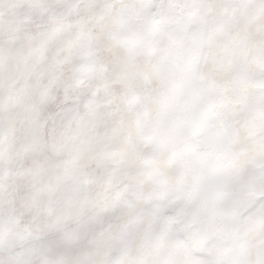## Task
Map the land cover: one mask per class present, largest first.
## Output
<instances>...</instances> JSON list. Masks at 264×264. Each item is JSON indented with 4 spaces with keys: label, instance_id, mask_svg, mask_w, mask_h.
<instances>
[{
    "label": "snow or ice",
    "instance_id": "1",
    "mask_svg": "<svg viewBox=\"0 0 264 264\" xmlns=\"http://www.w3.org/2000/svg\"><path fill=\"white\" fill-rule=\"evenodd\" d=\"M0 264H264V0H0Z\"/></svg>",
    "mask_w": 264,
    "mask_h": 264
}]
</instances>
